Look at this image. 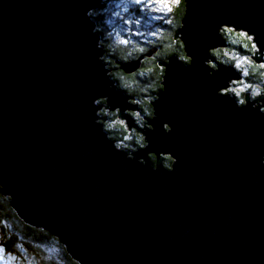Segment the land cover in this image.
<instances>
[{
    "label": "water",
    "instance_id": "95a60500",
    "mask_svg": "<svg viewBox=\"0 0 264 264\" xmlns=\"http://www.w3.org/2000/svg\"><path fill=\"white\" fill-rule=\"evenodd\" d=\"M96 5L0 0V184L11 206L80 264H264V85L240 105L220 92L240 71L208 65L223 27L255 32L252 58L264 61V0H185L174 37L189 62L160 63L143 127L109 74ZM143 57L116 63L130 73ZM103 106L145 145L117 147Z\"/></svg>",
    "mask_w": 264,
    "mask_h": 264
},
{
    "label": "trees",
    "instance_id": "16d2710c",
    "mask_svg": "<svg viewBox=\"0 0 264 264\" xmlns=\"http://www.w3.org/2000/svg\"><path fill=\"white\" fill-rule=\"evenodd\" d=\"M96 8L90 13L92 19L96 23L95 31L100 36V45L106 51L104 61L107 67H116V60L128 61L138 58L140 55L144 57L140 60V66L133 72L127 73L123 70L112 72L111 77L115 82L116 88L126 95L134 96L139 110H131L129 114L133 117L138 126L144 124L145 117L151 118L153 115V106L151 101L156 94L162 89L161 81L164 74V66L160 63L168 62L173 55L183 63L189 62L186 55L184 45L179 38L174 37L175 30L182 25V19L185 14V0L171 13L167 19H160L157 25V33L155 39L146 42L143 48L133 49L124 46L121 42L113 39L110 34V26L108 25V4L109 0H96ZM165 20L170 22H165ZM227 27H223L220 33L223 36L225 46L218 47L210 51L211 58L215 62H208L213 68L215 64L234 65L242 74V79L233 81V86L227 90L234 94L237 99H244L247 91L252 92L257 89L259 92L264 85V61L256 62L252 56L255 49L252 48L253 40L250 42L245 37H240L237 31L233 29L232 33L224 31ZM247 35H249L246 32ZM154 49L152 55H146V51ZM247 59V63L244 59ZM239 66L237 67V63ZM247 73V75H245ZM240 83V84H239ZM251 85V87H246ZM243 88L244 91L237 93L235 90ZM105 99L98 102L103 104ZM132 102V100H130ZM99 114L106 115L104 110H100ZM118 111L108 114V121L104 123V129L108 132L111 139L123 149H134L145 145L143 135L136 128L129 129L126 123L118 117ZM129 139L125 140L124 137ZM150 160L155 162L156 157L150 154ZM173 159L166 155L163 164L166 168H170ZM0 214L5 221V226L12 233L7 247L15 250L19 249L32 252L36 264H80L67 251L65 244L53 233L47 229L32 226L26 223L11 206L10 196L3 193V187L0 184Z\"/></svg>",
    "mask_w": 264,
    "mask_h": 264
},
{
    "label": "rangeland",
    "instance_id": "374dc122",
    "mask_svg": "<svg viewBox=\"0 0 264 264\" xmlns=\"http://www.w3.org/2000/svg\"><path fill=\"white\" fill-rule=\"evenodd\" d=\"M165 3H168L172 8L170 12L164 8ZM176 7H178V5L171 4V0H143L141 4H135L133 0H109L106 10H108L109 13L107 18L111 31L110 34L113 39L118 42L122 40L127 41V43H122L124 46H129L133 49L143 48L146 42L158 36L157 25L159 20L167 19ZM153 9H155V11ZM137 21H139V23H137ZM152 33H156V35H152ZM151 50L154 49H149L146 53L151 52ZM108 68L110 70L112 69L110 67ZM111 73L112 71L109 72V74ZM225 89L223 90L224 92H229L227 88ZM223 91L220 90V92ZM253 91L258 90L253 89ZM258 97L259 96L252 97V99ZM99 100H101V97H99ZM134 102L135 101H132L130 103L133 104ZM256 102H258L259 105L262 104L260 101ZM256 102L254 104L255 106H257ZM104 103L103 105H106V102ZM261 108L262 111H264V106H261ZM101 110H104L107 114H109L108 112H114V110L109 111L107 108H104V106ZM11 236L12 233L6 228L5 221L0 214V264H36L35 260L37 258H34L32 252L19 249L17 246L15 250H11L7 247V244H10L9 240Z\"/></svg>",
    "mask_w": 264,
    "mask_h": 264
},
{
    "label": "clouds",
    "instance_id": "9594fccd",
    "mask_svg": "<svg viewBox=\"0 0 264 264\" xmlns=\"http://www.w3.org/2000/svg\"><path fill=\"white\" fill-rule=\"evenodd\" d=\"M224 31H226V32H228V33H232V32H233V27H227V28L224 29ZM238 35H239L240 37H245V36H246L247 40L251 42V41L253 40V37H254L256 34H255V32H253L251 35H247L246 32L242 30V31H240V32L238 33ZM252 48H253V49H256V44H255V43L252 44ZM256 50L258 51V49H256ZM244 62H245V63L248 62L246 58L244 59ZM236 66H237V67L239 66V62L237 63ZM245 75H247V73H245ZM246 87H251V85H247ZM235 91H236V93H237V96H239V93L242 92V91H244V89L241 88V89H237V90H235ZM259 95H261V93H260L259 91H253V92L251 93V96H252V97H256V96H259ZM238 103H239L240 105H243V104L245 103V100H244V99H239V100H238ZM124 139L127 140V139H129V137H128V136H125ZM117 147H119V145H117Z\"/></svg>",
    "mask_w": 264,
    "mask_h": 264
},
{
    "label": "snow or ice",
    "instance_id": "6c2138e0",
    "mask_svg": "<svg viewBox=\"0 0 264 264\" xmlns=\"http://www.w3.org/2000/svg\"><path fill=\"white\" fill-rule=\"evenodd\" d=\"M133 2L135 3V4H141L142 2H143V0H133ZM181 3V0H171V4H173V5H179ZM164 8L168 11V12H170L171 10H172V8L169 6V4L168 3H165L164 4ZM154 11H155V9H153ZM127 22V21H126ZM165 22H170V21H167V20H165ZM137 23H139V21H137ZM152 35H156V33H152ZM121 43H127V41H121Z\"/></svg>",
    "mask_w": 264,
    "mask_h": 264
},
{
    "label": "flooded vegetation",
    "instance_id": "af4514ba",
    "mask_svg": "<svg viewBox=\"0 0 264 264\" xmlns=\"http://www.w3.org/2000/svg\"><path fill=\"white\" fill-rule=\"evenodd\" d=\"M118 70H121L120 68H119V65H117L116 67L114 66L110 71H112V72H118ZM110 76H111V74H110ZM112 78V77H111ZM231 93V92H230ZM246 93H249V95H250V99H252V96H251V92H249V91H247ZM232 94V93H231ZM232 95H234V94H232ZM130 97H131V99L130 100H135L136 98L134 97V96H131V95H129ZM235 96V95H234ZM236 97V96H235ZM237 98V97H236ZM129 100V101H130ZM238 100V99H237ZM136 101V100H135ZM134 103H136V102H134ZM136 105H137V108L139 109V106H138V104L136 103ZM109 114H110V112H108ZM106 115H107V119H106V121H108V114L106 113ZM147 118L145 117V120H146ZM144 120V121H145ZM104 123H105V121H104Z\"/></svg>",
    "mask_w": 264,
    "mask_h": 264
},
{
    "label": "bare ground",
    "instance_id": "6f19581e",
    "mask_svg": "<svg viewBox=\"0 0 264 264\" xmlns=\"http://www.w3.org/2000/svg\"><path fill=\"white\" fill-rule=\"evenodd\" d=\"M212 67V66H211ZM239 81V80H238ZM235 82V81H234ZM240 84V83H239ZM230 86H233V81L230 83ZM224 85H223V89L221 90V91H223L224 90ZM226 90V89H225ZM224 92V91H223Z\"/></svg>",
    "mask_w": 264,
    "mask_h": 264
}]
</instances>
